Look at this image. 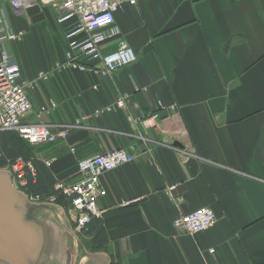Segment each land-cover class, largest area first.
<instances>
[{
    "label": "crops",
    "instance_id": "obj_1",
    "mask_svg": "<svg viewBox=\"0 0 264 264\" xmlns=\"http://www.w3.org/2000/svg\"><path fill=\"white\" fill-rule=\"evenodd\" d=\"M45 10L49 21L44 14L16 16L14 28L26 37L9 46L23 76L37 80L28 122L66 126L93 117L67 140L36 146V162H51L58 179L75 183L81 159L122 147L137 159L101 178L105 249L84 250L61 210L52 218L58 256L48 263L40 242L38 263L264 264V0L124 6L115 17L120 36L103 52L125 43L137 62L110 78L56 69L65 60L66 27ZM33 36L34 58L27 49ZM42 73L47 80H38ZM123 96L130 98L125 109L94 115ZM155 114L159 126L144 127L141 120ZM201 208L215 213L213 228L196 236L174 229L177 218ZM27 251L0 253V264H29Z\"/></svg>",
    "mask_w": 264,
    "mask_h": 264
},
{
    "label": "built area",
    "instance_id": "obj_2",
    "mask_svg": "<svg viewBox=\"0 0 264 264\" xmlns=\"http://www.w3.org/2000/svg\"><path fill=\"white\" fill-rule=\"evenodd\" d=\"M141 0H0V131H15L33 146L51 144L58 139L67 140L72 129L81 128L84 121L93 116L84 115L72 125L51 126L41 121L29 123L28 116L33 109L32 96L36 91L37 80L26 79L16 57L9 46L24 41L25 33L16 31L8 17L9 12L20 14L33 8L50 9L57 15L59 25L66 27L65 60L56 64V69H76L79 72L94 73L98 77L110 78L121 70L133 65L137 55L133 48L120 43L115 51L104 53L103 49L120 36L115 26L116 14L126 5L135 7ZM88 64V65H87ZM47 80L46 74H40L38 80ZM129 96H123L111 108L97 110L99 116L125 109ZM51 107H55L52 103ZM41 108L40 114L45 111ZM158 109L165 106L159 102ZM40 119V115L38 116ZM142 124L147 129L159 126V114L144 118ZM137 156L126 148H117L103 154L84 158L78 162L80 178L68 183L56 178L53 187L56 195L45 199V203L58 204L62 198L66 210L75 223V231L81 232L92 217L101 215L98 201L107 192L103 189L101 178L127 164L135 162ZM50 167L51 164L47 163ZM14 186L32 201L41 199L30 196L29 175L36 176V167L32 161L19 160L10 167ZM176 187L170 188L173 192ZM64 205V206H65ZM63 207V206H62ZM65 209V207H64ZM217 217L211 209L201 208L177 218L174 229L189 236L213 228ZM213 253V252H212Z\"/></svg>",
    "mask_w": 264,
    "mask_h": 264
},
{
    "label": "water",
    "instance_id": "obj_3",
    "mask_svg": "<svg viewBox=\"0 0 264 264\" xmlns=\"http://www.w3.org/2000/svg\"><path fill=\"white\" fill-rule=\"evenodd\" d=\"M41 13L40 7L36 6L27 10L28 16ZM177 147H183L176 142ZM43 211V216L39 211ZM62 208L49 203H34L26 195L18 191L12 182V176L8 170H0V253L17 254L22 256L24 249L30 251V263L39 264L41 254L49 263L54 261L59 252L58 237L53 217L57 213L62 216ZM39 216L44 222L40 224ZM44 226V227H43ZM41 228V238L39 230ZM25 239V241H24ZM23 243H26L23 246ZM6 246H9L8 248ZM27 251V252H28ZM28 264V263H26Z\"/></svg>",
    "mask_w": 264,
    "mask_h": 264
},
{
    "label": "trees",
    "instance_id": "obj_4",
    "mask_svg": "<svg viewBox=\"0 0 264 264\" xmlns=\"http://www.w3.org/2000/svg\"><path fill=\"white\" fill-rule=\"evenodd\" d=\"M35 150L36 148L21 138L18 132L0 131V170L10 168L19 160L32 161L37 172L36 176L29 175L28 177L29 193L31 197L45 200L56 195L53 187L58 175L53 174L49 167L36 162ZM65 203L64 199H58V205L64 207ZM81 234L92 238L90 240V250L92 252L105 249L108 238L100 218L92 217ZM112 264L115 263L112 262Z\"/></svg>",
    "mask_w": 264,
    "mask_h": 264
},
{
    "label": "rangeland",
    "instance_id": "obj_5",
    "mask_svg": "<svg viewBox=\"0 0 264 264\" xmlns=\"http://www.w3.org/2000/svg\"><path fill=\"white\" fill-rule=\"evenodd\" d=\"M53 13V12H52ZM44 16H45V21L46 20H48L49 21V18H52V17H48V16H46V12H44ZM16 18V16H10V19H11V22H12V25L15 27V28H19V27H17V25H16V23H15V21L17 20V19H15ZM26 20L29 22V18H26ZM17 23H18V25H20V22L17 20ZM29 24V26H30V23H28ZM50 24V25H49ZM48 30H49V34H50V36L51 37H53V35H55V31H56V27H55V25H53V24H51L50 22L48 23ZM32 33H33V31H32ZM34 39H35V37L33 36V39H29V41L27 42L28 43V46H29V48H27L28 50H29V52H30V54L33 56V58L36 56L35 55V53H34V46L35 45H38V42L35 40L34 41ZM44 40V39H43ZM40 45V44H39ZM41 46V45H40ZM16 48H18V46H16ZM45 48H46V44L44 43V50H45ZM42 201H45V200H41L40 202H37V201H34V202H36V203H44V202H42ZM50 204V203H49ZM65 207V210H66V208H67V205H65L64 206ZM66 213L68 214V211L66 210ZM68 216V219H69V221H70V224L72 225V230H73V233L75 234V236L78 238V240H79V242H80V244L82 245V247L84 248V250H86V251H88V252H91V250H90V245H91V243H90V240H91V238L90 237H88V236H85V235H83V234H81L82 233V231L81 232H76L75 231V223L71 220V218H70V216H69V214L67 215Z\"/></svg>",
    "mask_w": 264,
    "mask_h": 264
},
{
    "label": "bare ground",
    "instance_id": "obj_6",
    "mask_svg": "<svg viewBox=\"0 0 264 264\" xmlns=\"http://www.w3.org/2000/svg\"><path fill=\"white\" fill-rule=\"evenodd\" d=\"M80 175V174H79Z\"/></svg>",
    "mask_w": 264,
    "mask_h": 264
}]
</instances>
